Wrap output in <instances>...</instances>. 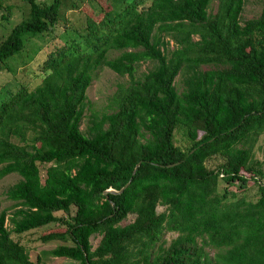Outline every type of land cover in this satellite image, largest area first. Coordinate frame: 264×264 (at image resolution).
Instances as JSON below:
<instances>
[{
    "label": "trees",
    "instance_id": "16d2710c",
    "mask_svg": "<svg viewBox=\"0 0 264 264\" xmlns=\"http://www.w3.org/2000/svg\"><path fill=\"white\" fill-rule=\"evenodd\" d=\"M25 1L28 16L0 42V70L24 34L48 33L59 19L62 0ZM211 2L97 4L101 15H88L81 33L86 47L72 41L49 51L40 83L0 102V179L20 176L6 190L11 228L0 209V264H34L11 233L53 224L64 229L40 236L61 241L50 253L82 264H264V167L245 146L264 133V3L242 24L244 0H218L215 12ZM110 50L120 52L109 58ZM146 60L153 67L134 79ZM102 66L130 81L115 89L112 111L91 112L83 131L86 90ZM177 128L184 148L174 142ZM213 156L223 162L210 169ZM40 164H50L43 180ZM253 183L256 200L228 190ZM166 231L177 235L162 246Z\"/></svg>",
    "mask_w": 264,
    "mask_h": 264
},
{
    "label": "rangeland",
    "instance_id": "374dc122",
    "mask_svg": "<svg viewBox=\"0 0 264 264\" xmlns=\"http://www.w3.org/2000/svg\"><path fill=\"white\" fill-rule=\"evenodd\" d=\"M40 4L49 3L50 0H36ZM110 0H62L60 6V15L57 23L48 33L23 35L24 47L18 53L8 57L6 60L7 69L0 70V102L8 96L9 91H15L20 85L27 86L30 89L40 83L45 71L41 66L49 51H53L57 46L63 43L70 44L72 41L81 43V47H86V43L81 38V33L86 25L88 15L99 17L101 12H97V4L103 8L108 7ZM264 0H244L240 21L243 24L246 20L259 16ZM218 0H212L209 6L210 12H215ZM29 4L25 0H2L0 3V42L3 41L10 30L21 20L28 16ZM173 43L171 42V45ZM119 50H110L107 57H115L119 54ZM154 63L146 60L136 66L134 71V79H140L144 73L153 67ZM213 66L203 65L202 69L211 68ZM90 85L86 90L87 100L84 109L83 119L80 129L85 131L88 126V119L91 112L103 114L112 111L110 99L119 84H127L130 81L128 75H119L108 67H98L93 72ZM183 74L179 73L175 78V85L178 91H182ZM10 94V93H9ZM174 142L176 145L184 148L186 140L181 128H177L174 133ZM246 147L250 149V156L253 161L263 163L264 167V133L258 135H250ZM223 162L221 156H213L206 160V165L210 169H215ZM50 164H40V174L42 180L45 177V170ZM20 176L17 173H10L0 179V209H4L7 213L6 225L11 228L12 224L9 220L10 213L13 211L14 202L7 198L6 190L13 183L17 182ZM224 187L221 183L219 190ZM238 184L230 185L228 190L237 193V196H245L246 199L256 200L257 186L251 184L244 190L238 189ZM242 191V192H240ZM164 206L158 205L157 211H163ZM72 214L74 208H71ZM57 215L66 214L62 211L55 212ZM134 214H129L121 224H126L134 219ZM64 227L60 224H53L46 229H33L27 232L16 234L11 233V237L20 241L26 248L30 260L34 264H82L78 260L66 257L53 256L50 251L61 243L59 240L44 242L40 236L48 232L61 231ZM177 235L175 232H164L161 237L162 246H167L171 239ZM101 235L99 233L90 236L92 248H94ZM159 244V243H158ZM157 244V245H158ZM213 250H211V253Z\"/></svg>",
    "mask_w": 264,
    "mask_h": 264
},
{
    "label": "water",
    "instance_id": "95a60500",
    "mask_svg": "<svg viewBox=\"0 0 264 264\" xmlns=\"http://www.w3.org/2000/svg\"><path fill=\"white\" fill-rule=\"evenodd\" d=\"M137 165H139V162L137 163ZM129 182H127L121 189L116 190L113 188H108L106 190H104V194H106L107 192H112V193H120L121 191H123L127 186H128Z\"/></svg>",
    "mask_w": 264,
    "mask_h": 264
}]
</instances>
